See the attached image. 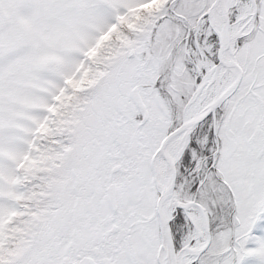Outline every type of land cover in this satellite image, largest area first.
Returning a JSON list of instances; mask_svg holds the SVG:
<instances>
[{"label": "snow or ice", "instance_id": "6c2138e0", "mask_svg": "<svg viewBox=\"0 0 264 264\" xmlns=\"http://www.w3.org/2000/svg\"><path fill=\"white\" fill-rule=\"evenodd\" d=\"M0 264H264V0H0Z\"/></svg>", "mask_w": 264, "mask_h": 264}]
</instances>
